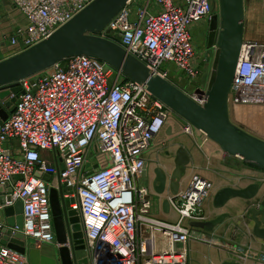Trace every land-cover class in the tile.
I'll list each match as a JSON object with an SVG mask.
<instances>
[{
  "label": "built area",
  "instance_id": "2783aa9c",
  "mask_svg": "<svg viewBox=\"0 0 264 264\" xmlns=\"http://www.w3.org/2000/svg\"><path fill=\"white\" fill-rule=\"evenodd\" d=\"M93 1L11 0L22 22L0 50V61L48 39ZM214 15L212 0H129L97 36L118 44L152 76L202 106L206 87L199 84L192 30ZM17 84L13 110L0 122V264H28V240L56 241L51 190H61L67 208L77 212L87 264H188L190 241L218 245L209 233L189 226L203 220L211 180L193 173L182 190L164 197L137 185L152 141L175 117L145 85L88 56L66 58ZM231 107L264 109V43L242 40ZM184 131L210 141L190 125ZM157 199L167 200L176 223L151 217ZM17 203L21 228L9 225L4 213ZM159 235L168 246L161 251ZM20 242L24 253L8 246L21 247ZM236 252L264 262L254 252Z\"/></svg>",
  "mask_w": 264,
  "mask_h": 264
},
{
  "label": "water",
  "instance_id": "95a60500",
  "mask_svg": "<svg viewBox=\"0 0 264 264\" xmlns=\"http://www.w3.org/2000/svg\"><path fill=\"white\" fill-rule=\"evenodd\" d=\"M128 1L95 0L48 39L0 61V122L13 110L11 103L14 99L11 95L20 91L17 82L66 58L88 56L111 66L126 79L145 85L151 96L162 102L185 125L203 133L224 154L239 158L246 165L264 171V140L239 129L229 119L228 96L243 40L244 1L218 0V15L211 18L209 26L208 45L215 46V50L206 85V101L202 106L192 101L171 82L152 76L141 62L127 54L118 44L97 36ZM189 161L185 149L178 148L172 171L166 173L161 168L154 169V191L159 195L164 194L168 186L170 194H177ZM142 176H146V164ZM259 190V184H251L243 189L222 188L215 193L212 205L221 209L231 199L250 201L257 196ZM1 202L3 203V199ZM50 206L62 264H87L77 212L67 208L61 190L59 193L50 191ZM162 208L165 213L169 212L167 200L163 201ZM4 213L9 225L22 227L19 203L13 208L5 209ZM249 213L254 224V236L264 240V199L251 208ZM14 214L17 215L15 219L12 217ZM226 217V214H221L210 221L190 222L189 226L211 233ZM16 238L23 239L21 235ZM20 245L21 247L8 246L24 253V243L20 242Z\"/></svg>",
  "mask_w": 264,
  "mask_h": 264
},
{
  "label": "crops",
  "instance_id": "0c3cea01",
  "mask_svg": "<svg viewBox=\"0 0 264 264\" xmlns=\"http://www.w3.org/2000/svg\"><path fill=\"white\" fill-rule=\"evenodd\" d=\"M175 2L183 4L185 0H175ZM21 22V17L11 0H0V50L6 48L11 32ZM204 22L206 21L195 26L192 33ZM261 132L256 131L249 134L264 140V134ZM183 134L185 133H174L168 136L163 130L152 141L151 149L146 156V176H142L137 184L143 181V187L155 192L153 189L154 169L161 168L166 173L172 171L177 149H185L190 161L180 181L179 191L182 190L184 182L193 173H198L211 180L214 185L211 197L205 201L201 210L203 220L210 221L221 214L227 215L224 221L209 233L218 245L206 244L196 240L188 243V264H221L223 262L264 264V262L245 259L236 252V249H242L244 252L250 251L258 256H264V240L254 236V224L249 213L251 208L256 207L264 199V171L246 165L239 158L224 154L213 142L206 141L198 133ZM12 146L16 147V142H13ZM251 184H259L260 186L259 193L253 200L245 201L236 198L228 201L221 209L213 207L212 200L218 190L226 187L243 189ZM166 195H169L168 186L161 197ZM151 217L172 224L178 220L175 211L170 209L168 213L163 211L162 202L160 204L158 199L154 201ZM154 241L152 242L154 243ZM156 246L159 251L168 247L166 240L162 237L157 238ZM25 253L28 264H62L56 241L52 244H39L28 240Z\"/></svg>",
  "mask_w": 264,
  "mask_h": 264
},
{
  "label": "rangeland",
  "instance_id": "374dc122",
  "mask_svg": "<svg viewBox=\"0 0 264 264\" xmlns=\"http://www.w3.org/2000/svg\"><path fill=\"white\" fill-rule=\"evenodd\" d=\"M244 1V31L243 39L264 43V0H243ZM218 10V0H212V11L215 14ZM211 20H206L199 28L192 33L193 44L196 51L195 61L200 67L201 87H206L209 71L213 59V45H208L209 26ZM174 82L177 79L173 80ZM178 82V81H177ZM176 82V83H177ZM229 119L241 130L253 133L262 131L264 134V109H250L249 107L229 110ZM185 124L178 117H171L164 128L166 135L185 133ZM183 135H186L183 134ZM138 186L143 187L144 182L140 181ZM204 206V204H203ZM203 208V207H202ZM162 237V236H158ZM166 239V238H165Z\"/></svg>",
  "mask_w": 264,
  "mask_h": 264
},
{
  "label": "bare ground",
  "instance_id": "6f19581e",
  "mask_svg": "<svg viewBox=\"0 0 264 264\" xmlns=\"http://www.w3.org/2000/svg\"><path fill=\"white\" fill-rule=\"evenodd\" d=\"M153 243V242H152Z\"/></svg>",
  "mask_w": 264,
  "mask_h": 264
}]
</instances>
